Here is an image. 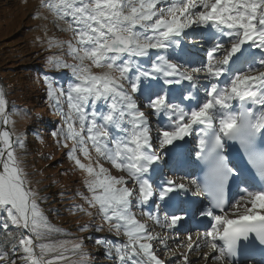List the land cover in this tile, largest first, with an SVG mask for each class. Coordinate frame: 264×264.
Returning <instances> with one entry per match:
<instances>
[{
	"label": "snow or ice",
	"instance_id": "6c2138e0",
	"mask_svg": "<svg viewBox=\"0 0 264 264\" xmlns=\"http://www.w3.org/2000/svg\"><path fill=\"white\" fill-rule=\"evenodd\" d=\"M37 7L67 34L46 40L60 53L42 78L49 136L87 192L56 195L88 219L60 238L72 234L42 207L26 133L10 130L28 110L0 89V264H264V0ZM185 155L199 174L170 175Z\"/></svg>",
	"mask_w": 264,
	"mask_h": 264
},
{
	"label": "rangeland",
	"instance_id": "374dc122",
	"mask_svg": "<svg viewBox=\"0 0 264 264\" xmlns=\"http://www.w3.org/2000/svg\"><path fill=\"white\" fill-rule=\"evenodd\" d=\"M38 4L39 0H0V89L5 92L8 101L26 100L27 102H35L33 97L37 88L34 76L38 71L40 72V70H37L38 64L41 60L45 61V58L49 55L60 54L59 49L56 48L47 50V37L54 36L59 39H67L66 33L57 32L53 27L50 22L51 17L48 20L33 18V14L36 12H40L41 16L47 15L44 10L38 9ZM45 29H47L46 34ZM31 69L36 71L32 73ZM40 74L42 75V73ZM49 74L60 83H65L68 79L66 72H50ZM3 82L9 84L5 89ZM42 89H45L43 83ZM39 93L42 94V92ZM30 107L33 110L31 115L35 113L42 114L45 120L44 127L48 129L47 133L49 134L56 119H54L53 115H48L45 112V101L37 99L35 104H30ZM12 119L15 121V124L11 125L10 129L15 132H18L26 125L22 117L12 116ZM30 148L31 150L28 151L26 156V170L32 174L31 178L33 180L41 181L39 185H35L36 187H48L45 183L49 179L52 186L51 191H53L52 195L55 197V199L49 200L42 207H46V209L54 207L58 210L62 208V216L56 219L71 228L70 230L63 228L72 234L70 235L71 237L65 236L60 238L73 239L81 235L76 230V224L78 221L84 222L88 218L70 215L65 211V208L71 201L69 203V199L65 198L61 202L59 196L56 194L64 191L70 197L72 196L71 192L79 188L81 192L87 195L86 190L81 184L83 173L73 170L71 162L64 155L65 150L57 149L49 135L48 140L44 144L31 145ZM49 155L52 157L51 159L42 158ZM47 161H52L50 167L46 166ZM105 166L108 167L109 165L106 164ZM62 173L65 174L62 175ZM53 180L58 181V183L53 184ZM79 203H82V201L79 200ZM112 238L114 239V237ZM88 250L95 251L91 243L88 244Z\"/></svg>",
	"mask_w": 264,
	"mask_h": 264
},
{
	"label": "trees",
	"instance_id": "16d2710c",
	"mask_svg": "<svg viewBox=\"0 0 264 264\" xmlns=\"http://www.w3.org/2000/svg\"><path fill=\"white\" fill-rule=\"evenodd\" d=\"M38 69L37 70H40V72L38 71L36 73V75L33 77L35 79V82H36V93L34 94V97H33V100H44L45 101V112L48 114V115H52L51 112L49 111V109L47 108L46 106V95H45V89H42V76H43V72L45 73L47 71V68H46V65H45V61H42L38 64ZM36 70L34 69H31V72L34 73ZM42 73V75L40 74ZM4 84V89L6 88V86H8L9 84ZM39 92H42L39 93ZM36 95V96H35ZM37 97V98H36ZM27 98V97H25ZM32 100V99H30ZM35 102H27L26 100H21V101H18V100H9V108L11 109L13 105L19 107V108H24L26 110H28V115L27 116H18V117H22L23 118V121L26 122V125L21 129L19 130L17 133H26V136H25V140H26V144H27V148H28V151L31 150V145H35V144H38V145H42L44 143H40L37 138H36V134L39 133L41 136H43L44 138V142L48 140V129L44 127V124H45V120L43 119V121L41 123H37L34 119L35 117V114H32L31 115V112L33 111L32 110V107H30V104H35ZM41 114V113H40ZM45 114V113H44ZM34 115V116H33ZM42 115V114H41ZM14 116H17V115H14ZM54 119H56L54 122H56L58 120L57 117L54 116ZM11 130V129H10ZM13 131V130H12ZM35 143V144H33ZM42 159V158H41ZM52 164V161H47L46 163V166L47 167H50V165ZM50 180L48 179V182L45 183L48 187H42L40 188L41 189V194L44 195V194H48L49 195V200L51 199H55L54 195H52V186L50 184ZM45 186V185H43ZM46 190H49V191H46ZM75 192V189L71 192V194L73 195ZM79 197H77L76 199L74 200H68L69 203L71 201L70 204H80L79 203ZM45 210L46 207H45ZM62 212V208L59 209V214L58 215H53L51 212H47V215L50 219V221L61 227V228H66L67 230H70L71 228H69L70 226H67L65 224H63L60 220H57L56 218H59L62 216L61 214Z\"/></svg>",
	"mask_w": 264,
	"mask_h": 264
}]
</instances>
